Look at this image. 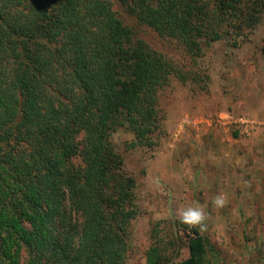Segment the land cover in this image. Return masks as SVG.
<instances>
[{"label":"trees","instance_id":"trees-1","mask_svg":"<svg viewBox=\"0 0 264 264\" xmlns=\"http://www.w3.org/2000/svg\"><path fill=\"white\" fill-rule=\"evenodd\" d=\"M118 1L191 53L209 36L197 0ZM242 2L218 0V9L235 12ZM57 61L74 84L66 102L44 94ZM172 75L183 79L170 60L133 41L108 0H0V264H22L23 255L25 264H125L134 182L109 132L120 126L133 147L151 146L157 93ZM80 134L88 148L81 174L66 166ZM177 226L189 228L181 219ZM208 246L191 236L187 258L171 264H209ZM163 260L160 246H150L145 264Z\"/></svg>","mask_w":264,"mask_h":264},{"label":"rangeland","instance_id":"rangeland-1","mask_svg":"<svg viewBox=\"0 0 264 264\" xmlns=\"http://www.w3.org/2000/svg\"><path fill=\"white\" fill-rule=\"evenodd\" d=\"M108 1L133 41L146 42L183 76H170L157 93L151 146L133 147V134L123 127L109 132L122 171L134 182L137 215L129 222L125 264H145L153 244L160 246L163 264L184 260L194 235L208 240L209 264H264V0H243L224 14L218 0H197L209 36L197 40L195 53L141 25L131 6ZM212 29L217 40L210 38ZM54 69L55 79L43 78L44 94L66 102L74 90L70 71L58 61ZM238 118L253 123L252 135L229 124ZM76 142L66 166L81 174L88 148L82 134ZM219 194L227 197L222 208L212 202ZM196 206L207 213L203 227L179 228L180 211Z\"/></svg>","mask_w":264,"mask_h":264},{"label":"clouds","instance_id":"clouds-1","mask_svg":"<svg viewBox=\"0 0 264 264\" xmlns=\"http://www.w3.org/2000/svg\"><path fill=\"white\" fill-rule=\"evenodd\" d=\"M212 202L215 207L222 208L227 203V197L224 194H219L213 199ZM179 215L181 222L188 225L189 227H203L204 221L207 219V213L201 206L187 207L182 209Z\"/></svg>","mask_w":264,"mask_h":264},{"label":"built area","instance_id":"built-area-1","mask_svg":"<svg viewBox=\"0 0 264 264\" xmlns=\"http://www.w3.org/2000/svg\"><path fill=\"white\" fill-rule=\"evenodd\" d=\"M229 124L234 126L241 135L250 136L256 129L251 121L245 118H238L233 121H229Z\"/></svg>","mask_w":264,"mask_h":264}]
</instances>
